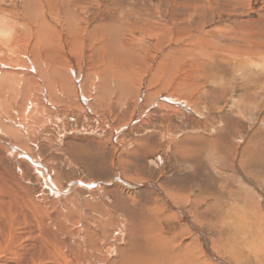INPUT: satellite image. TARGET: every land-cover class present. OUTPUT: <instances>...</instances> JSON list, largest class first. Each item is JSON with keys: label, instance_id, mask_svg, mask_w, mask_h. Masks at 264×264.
<instances>
[{"label": "rangeland", "instance_id": "obj_1", "mask_svg": "<svg viewBox=\"0 0 264 264\" xmlns=\"http://www.w3.org/2000/svg\"><path fill=\"white\" fill-rule=\"evenodd\" d=\"M53 1L55 4L52 0L37 2L45 4L43 10H51L53 4L55 10L60 6L72 8L74 14L80 12L73 39L68 29L62 28L66 46L76 42L74 38L102 37L95 45L93 40L85 39L75 46L77 51L63 50L60 60L65 69H69L68 63L74 64L85 78L108 61L114 66L117 84L111 86V102L91 100L92 111L77 97L72 103L61 100L52 107L34 88L31 93L38 110L32 107L27 111L22 82L5 81L0 97L10 114L0 111V122L6 120L16 130L21 128L16 135L21 139L0 131V173L13 177L28 198L49 214L66 213L69 222L64 227L74 223L72 237L78 243H84L81 238L87 230V246L100 250L90 252L103 254L96 264L117 259V250L131 243L129 231L140 227L141 210L157 200L165 202V198L167 205L161 206L163 225L169 235L176 234L178 242L194 241L196 246L208 249L213 248L212 238L222 243L226 238L232 240L235 231L227 229L231 219L227 216L224 222L220 216L226 214L223 212L229 210L227 207L234 206L238 214L248 216H244L241 235L245 236L249 226V236L254 233L256 237H252V251L263 250L264 0ZM23 2L29 4L9 0L5 7H22ZM109 29L115 37L114 48L105 50L100 44H104ZM250 53L256 55V68L244 66L246 59L253 57ZM39 54L45 55L42 50ZM29 55L36 64L34 55ZM210 55L211 60L207 58ZM23 60H19L20 65L32 66L30 60ZM16 67L9 70L21 80L23 70ZM127 84L134 89L128 96L121 95L123 89L117 85ZM10 143L19 144L18 152L28 151L36 162L25 154H16L17 158V150L11 153L6 148ZM167 194L175 204L168 202ZM202 233L208 242H204ZM223 259L232 262L229 257Z\"/></svg>", "mask_w": 264, "mask_h": 264}, {"label": "bare ground", "instance_id": "obj_2", "mask_svg": "<svg viewBox=\"0 0 264 264\" xmlns=\"http://www.w3.org/2000/svg\"><path fill=\"white\" fill-rule=\"evenodd\" d=\"M24 1L28 2L29 4L26 5L23 2V4H25V5H22V7L21 6L14 7L15 8L14 9V8L9 7V6L5 7V5H9V0H0V89L2 87V84L4 85V83H6V82L7 83H14L12 81H15V80H17L19 83L22 82V87H23L22 88V93H23L22 96L25 99V102L26 103L28 102V107H26L27 111H29V109H31L32 107H34V111L38 110V107H37L38 104H36V102H35V96H33L31 93V91L34 88L35 89L38 88L40 90L42 98H43V102L45 103L47 101L48 104H50L52 107H54V106L56 107L57 104H55V103H58L59 101L61 103V100H66L65 102L72 103L74 97H77V99L81 102V104H84V106H86L87 109H89L91 111H92V107H93L92 106L93 102H91V100L97 101V100L101 99L102 101H106L107 103L111 102V100L109 98V95L110 96L112 95L111 86H114L113 84L116 83L114 81V76H113L114 75L113 74V68H114L113 64L110 66L108 61H107L106 65H104V67H102V68L100 67L97 72L94 71V73L88 74L84 78V75L82 74V70H78L74 64L70 65L68 62H67L68 63L67 66L69 69H65V66L62 64L64 61L62 62L60 60V59H62L61 57H63L65 54V53H63V50L75 49L76 48L75 46L78 45L79 41L81 42L85 39H89V40H93L92 45H95L96 42H98V43L100 42V39L102 37L100 36L101 38H94L91 36L92 38L91 37L80 38V39L74 38L76 42H74V40H73L74 44L68 42V44L66 46L67 42L63 41L64 38H63L62 28H63V30L68 29L69 33L68 32L67 33L69 34V36H71V35L73 36L76 32V29L74 28L75 27V25H74L75 20H77V21H78V19L80 20V12H77L78 11L77 10L75 12L77 14H74L72 8L71 9H69L68 7L66 9L63 7L59 8L60 6L57 7V10H55V5L53 6V4H55V3L53 0H52L53 4L51 7L52 8L51 10H50V7L49 8L45 7L43 10L42 8L45 6V4H44V6H42L41 3L37 2L38 0H24ZM19 2H20V0H19ZM21 3H22V1H21ZM74 9H76V7ZM60 10H64V12H63L64 15H61V13H59ZM124 28H126V27H124ZM101 35H102V33H101ZM72 36H71V38H72ZM113 37L111 34V30L108 31L107 38L104 39L105 42L102 41V42H104V44H100V46L102 45L104 47L103 49L106 48L108 50V48H109V50H112L114 48V43L112 44V42H115V41H112ZM26 38H28L27 41H26ZM154 38H156V37L153 36L151 38V41H153V42L156 41V40H154ZM98 48H100V47L98 46ZM98 48H95V49L98 50ZM41 50L45 54L43 57L40 55L41 53L39 54V52H41ZM29 52L31 54H33L35 57V60H37L36 64L33 62L32 58H31L32 56L29 55ZM52 53L55 56V58L53 57V55H51ZM105 53H107V52L105 51ZM78 54H77V56H78ZM111 54H109V56H111ZM252 54L250 53V56ZM57 56H59V59ZM83 56H82V58H83ZM109 56H107V60H108ZM252 56L253 57L246 59L247 62H245V65H244L245 67L246 66L247 67L252 66V67L256 68L258 66V61L255 58L256 55L254 56V54H253ZM22 57L25 58L26 63L27 62L30 63V61H31L32 66L31 67H26V66L24 67L23 65H20L21 62L19 60H22ZM15 58H17L15 60L16 62H13ZM69 58H71V57H69ZM207 58L209 60L213 59V57L211 55L208 56ZM11 59H12V61H11ZM55 59L56 60L58 59L60 61L59 62L55 61ZM76 59H78V58H76ZM80 60H82V59H80ZM25 61L23 60V62H25ZM74 62H75V60H74ZM16 66L18 67L19 70H23V74L20 71V73H21L20 75L22 78L21 80L18 79V78H20V76L16 77L14 72L10 71L11 69L9 70L10 67H16ZM43 66L46 69H43ZM241 66H243V65H241ZM24 70L27 72L25 73ZM134 70H135V68H134ZM241 72H242V70H241ZM28 73L31 75V77H29L30 75L27 76ZM117 74H118V71H117ZM17 75H19V72L17 73ZM251 76H253V74H251L250 77ZM32 80H34L33 82H35L36 85L34 83L32 85ZM150 82H152V81H150ZM125 84H126V82H125ZM219 84H216V85H219ZM127 85L128 86L125 85V87L123 85L122 86L117 85V88L123 89V92H121V95L122 94L123 95L125 94L126 96L130 95V93L132 91L131 89L133 87L130 84H127ZM14 87H15L14 85H13V87L11 86V88L15 89ZM29 88H30V91H28ZM89 90H90V93L88 92ZM98 90L100 91V94H99L100 98H98L99 97L98 92H97ZM144 90L145 89H141L140 92L144 93ZM94 92H97L96 95L92 94ZM159 98H163V97H161V95H160ZM122 99H123V97H122ZM124 99H126V98H124ZM166 99H168V98H166ZM239 102L241 103V101H239ZM244 102H247V101H244ZM10 104H11V101H10ZM241 106H242V104H241ZM23 107H25V106H23ZM2 108H3V110H2ZM0 109H1L0 111L2 113L5 111L6 114H10L7 112V111H10V108L7 106L6 102L4 104L3 100H1V97H0ZM16 109H18V108H16ZM43 111H45V110H43ZM15 117H16V114H15ZM46 120H48V118ZM29 122H31V121H29ZM20 129L16 130V127L14 128L13 126H11L9 121L7 122L5 120V121L0 122V131L1 132L3 131L6 134L9 133V134L17 137L18 136L17 133L19 132ZM26 134H28V133H26ZM17 138H20V137H17ZM2 140H3V142L6 141L3 138H2ZM9 142H11V141H9ZM28 143H29V141H28ZM256 144H254L255 147H256ZM17 146H19V144L16 145L15 143H12V144L10 143L9 146H7L6 148L11 153H14V150H17ZM250 146H251V144H249L247 147H250ZM255 147H254V149H255ZM257 148H258V146H257ZM15 152H17V153H14L15 156H16V154H20V155L25 154V155H28L27 157L30 158L33 163L36 162V158L31 157L30 153H27L28 151L27 152L26 151L25 152H18V150H17ZM253 158H254V156H253ZM243 160L244 159H242L240 161L243 162ZM247 161L248 160H246V162ZM250 161H253V160H250ZM41 165H43V164H41ZM241 165H242V163H241ZM37 169L39 170V168H37ZM254 177H257V176H255V174H254ZM51 180H52V178H51ZM50 181H48V182H50ZM251 182L252 181H250V183ZM55 184H56V182H55ZM243 184H245V183H243ZM51 186H53V185H51ZM56 186H58V184ZM58 187H60V186H58ZM49 188H50V186H49ZM157 189H158V187H157ZM255 189H256V187H255ZM56 190L60 191L59 188H56ZM200 192H199V194H201ZM52 193H51V195H52ZM259 195H260V193H259ZM58 196H59V194H58ZM58 196H55V199ZM167 196L170 199V200H168V202L174 203V201L170 197V195L167 194ZM58 198H60V197H58ZM53 199H54V196H53ZM157 199H159V198H157ZM165 199L167 200V198H165ZM33 200L29 199L28 196L21 190V188H19L17 186V183L13 179V177L12 178L8 177V175L5 172L1 171V173H0V264H96V262L98 263L100 261V259L103 257V254L94 255L90 251H91V249H92V251H96V248H94L92 246L89 248V246H87L88 242H86V241L89 240L88 236L86 237V235L88 233L87 230H84V228H83V230L85 231L86 234H85V236H83L81 234L83 236V238H81V239H83L84 243L83 244L78 243L77 240L74 239V237H72L73 230L75 229V228L73 229L74 223L71 224V227H68L69 225L68 226L66 225L67 228L64 227V225L69 222V218L66 215V213H64V215L62 214L63 216L60 213L58 215L54 216L52 213L49 214L44 209L43 206L39 205L38 203L34 202ZM166 200H164L165 202H163L161 200H157L155 202V204H153V206L149 205L148 207H145L144 210H141V213L139 215V217H140L139 221L140 222L138 221V225L140 226V227H138L139 229L137 230V228H134V229L129 231V234H131L130 235V241H131L130 245L125 247V248L124 247L119 248L117 250V253H119L118 258L114 259V260H109V264H229V263H227L226 259H223V257H225V258L229 257V258H231L230 261L237 263V264H264V249L259 250L258 252H257V250H255L257 253L252 251V249H251L252 244L255 245L253 243L254 241L252 239V237L253 238L255 237V236H253L255 234L252 233V235L249 236V234L251 233L249 230V226L247 228H245L246 232L243 233V234H245V236L241 235V229L240 228H241V225L243 226V219H244V216L245 217L247 216V214L246 215L244 214L242 216L241 214H238L239 212L237 210H235L237 208L234 209V206L233 207L232 206L227 207V208H229V210L226 209V211L223 212V214L225 212H226V214L223 216H220V218H222L223 221L226 222L227 219H225V218L227 216L230 217V219H231V220H229L230 221L229 222L230 227L229 228L227 227V229L230 231H231V229H233L235 231V233H234L235 237H232L233 238L232 240H230L229 238H226L227 240L225 239L226 241L223 243L219 239L217 240L216 238H212L213 248L207 247L208 249H204L203 247L196 246L194 244V241L191 243H188V244H183L182 242H178L176 240L177 239L176 234L171 236L166 232V229L164 228V225H163L164 224V220H163L164 214L162 215V212H161V206L163 204H166ZM158 201H159V203H158ZM175 201H176V198H175ZM41 202H42V200H41ZM58 203H60V202H58ZM124 203H126V201ZM212 204L215 205V203H212ZM216 204H217V202H216ZM213 205H210V208H213ZM229 205H231V204H229ZM218 207H219V205H218ZM68 208L70 209V207H68ZM183 210H184V208H183ZM221 210H223V209H221ZM261 210H263V209H261ZM254 212H255V210H254ZM232 214L234 216H232ZM256 217H258V216H256ZM261 217H264V216H261ZM195 218L197 221L199 220L197 216H195ZM99 222H100V220H99ZM103 222H105V221H103ZM101 223H102V221H101ZM211 226H212V224H211ZM259 226H261V225H259ZM81 230H82V228H81ZM189 230H192V229H189ZM243 230H244V228H243ZM256 232H258V231H256ZM220 233H221V231H220ZM227 233H228V231H227ZM227 233H225V234H227ZM116 234H118V233H116ZM221 235H223V234H221ZM260 235H261V233H260ZM262 235H261V238L264 239V237H262ZM104 236H106V235H104ZM257 238H258V236H257ZM259 238H260V236H259ZM202 239L204 240V242H208L207 237L204 234L202 235ZM259 242L260 241H258L257 243H259ZM208 245L210 246V244H208ZM79 249H81L82 251H78ZM97 251L100 252L99 249ZM97 251H96V253H97ZM217 261H218V263H217ZM232 262H231V264H233ZM100 264H105V262L101 261Z\"/></svg>", "mask_w": 264, "mask_h": 264}]
</instances>
